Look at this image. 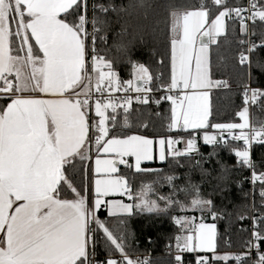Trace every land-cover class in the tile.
<instances>
[{
	"label": "snow or ice",
	"instance_id": "obj_1",
	"mask_svg": "<svg viewBox=\"0 0 264 264\" xmlns=\"http://www.w3.org/2000/svg\"><path fill=\"white\" fill-rule=\"evenodd\" d=\"M212 4L215 13L204 3L170 13V31L174 34L170 42L171 75L170 83L161 86L169 93L166 99L171 104L166 127L177 133L183 131L188 138L161 137L155 141L154 153L152 139L116 131L117 126L130 127L128 108L132 101L117 103L112 96L129 89L152 92L154 77L150 69L133 63L135 76L142 83L130 80L123 87L113 63L97 50V41H107L112 17L115 15L118 21L121 14L143 8V0L128 5L93 0L91 16L89 0H0V264H155L150 255L133 258L130 240L134 236L127 229L125 217L137 214L171 218L179 229L174 237V254L173 245H168L176 264H183L185 252L211 254L197 255L196 264H264L260 247L264 241V211L255 214L257 184L264 209V162L257 171V164L250 158L252 145L264 144V124H251L249 114V104L264 98V89L251 86L252 55L257 49L264 50V33L259 42L251 39L258 25L264 27V0L233 6L227 0H212ZM227 20L239 23L238 63L247 67L248 81L242 108L236 113L239 122L210 123L209 90L227 87L226 81L211 78L210 45H218V38L226 35ZM125 32L122 29L119 35ZM137 38L145 42L143 34H134L115 45L130 61ZM89 40L91 73H97L94 83L86 67ZM255 66L264 71V63L257 61ZM137 102L148 104L150 99L137 97ZM118 108L124 111L122 123ZM209 127L219 133L205 131L202 137L203 143L213 149L209 155L219 148L229 150L238 166L251 171L254 214H240L241 220L250 219L252 224L251 236L244 244L246 250L241 253L218 254L216 224L203 222L205 211L213 220L223 218L211 195L229 190L228 169H222L207 197L191 180L192 171L198 170L202 178L210 173L203 167L206 161L189 130ZM181 143L184 148L175 147ZM93 145L97 154H110L111 158L97 155L93 167ZM156 158L181 166L186 159V183L177 184L179 177L143 166V162ZM78 164L84 172L81 188L68 175ZM119 165L129 170L128 175H116ZM145 174H154L156 179L137 191L128 176ZM163 183L169 193L156 194L153 185ZM65 186L71 190V198H63ZM150 193L158 198L150 199ZM112 196L126 197L131 203L105 199ZM244 196L247 198L248 193ZM102 206L108 217L117 218V231L96 215ZM196 212L201 213L199 223L195 215H188ZM100 242L104 259H98Z\"/></svg>",
	"mask_w": 264,
	"mask_h": 264
},
{
	"label": "trees",
	"instance_id": "obj_2",
	"mask_svg": "<svg viewBox=\"0 0 264 264\" xmlns=\"http://www.w3.org/2000/svg\"><path fill=\"white\" fill-rule=\"evenodd\" d=\"M92 2L93 0H91V4ZM97 2H103V0H97ZM140 2L141 0H115L116 4L124 5ZM202 3L212 9L213 13L216 12L212 0H143V8H137L130 10L128 13L121 14V18L118 21L115 15L112 17L114 23L107 33V41L106 43L97 41V50L113 63V70L117 73L121 84H125L135 78L133 63H142L150 69L154 79L158 75L160 76V80L157 81L158 83L155 86L167 85L170 83L171 75L170 42L172 32L170 31V13L173 10L184 11L198 8ZM227 4L229 6L241 5L242 2L240 0H227ZM225 27L226 35L218 38V45H210L211 78L213 81L227 82V87L212 88L210 92V123L239 122L236 113L242 108L244 85L248 81L247 67H241L238 63V52L240 50L238 43L240 39L239 26L234 20H227ZM122 29L126 30V32L121 37L119 34L122 32ZM255 31L256 36L251 37V39L259 42L261 34L264 33V27L258 25ZM134 34H143L145 42L140 43L137 38V42L131 50L130 61L123 53L117 50L115 45L120 43L121 40L127 41L131 39ZM161 59L163 60L162 64L159 63ZM251 59L254 65L251 69V86L264 89V71L255 66L257 61L264 63V50L257 49V52L252 55ZM104 70L107 71L106 69ZM0 104H3L2 100H0ZM128 113L130 127H118L116 128L117 132L142 134L152 140L160 139L161 137L165 139L188 138L187 133L183 131L177 133L167 129L166 125L171 115V104L153 102L147 105L133 106L128 110ZM249 114L251 124L257 127L264 124V98L257 101ZM145 124L147 128L143 127ZM205 131L211 133L214 129L209 127L206 130L192 132L197 136L199 133H205ZM229 142L236 143L234 141ZM198 148L206 161L203 167L209 171L210 175L202 178L198 170L192 171L190 175L192 182L200 185L204 196L207 197L212 193L216 177L221 173L223 168H227L229 174V190L224 192L223 195L219 193L211 195V199L215 202L217 209L223 216V218H217L216 220L212 219V223L216 224L217 227L218 254L240 253L245 249L244 244L249 237V219L241 220L239 218L240 214L245 213L248 216L254 214L251 212L253 185L251 186L247 180L250 170L238 166L236 157L229 150L219 148L214 155L210 156L209 154L213 151L211 146L201 144L198 141ZM250 158L257 164V171H260L262 162H264V144H253ZM182 163L183 166L177 163H157L154 161L143 164V166L162 169L166 175L172 174L179 177V180L176 181L177 184H184L186 183V176L189 175V167L186 159L182 160ZM128 171L125 166H119V171L116 175H128ZM68 175L76 187H82L81 181L83 180L84 172L79 167V164ZM128 178L135 186V189L139 191L142 185L151 184L156 179V176L154 174L129 175ZM88 179L89 181L92 179L91 171H89ZM153 187L156 194L166 195L170 191L166 183H163V186L156 184ZM244 193H248L247 198H245ZM156 194L150 193L149 198L157 199L158 196ZM62 196L63 198H71V190L65 186ZM91 196L92 194L90 193V200ZM255 205L257 210L255 214L264 211L260 206L259 184L255 187ZM246 206L248 208L247 212H245ZM179 214L172 213V215ZM188 215L198 217L201 213H188ZM203 215L209 218L210 214L205 211ZM97 216L101 221L107 223L113 231L118 230L117 218L106 216L103 210ZM125 219L127 220L128 231L134 236V239L130 240L133 256L150 255L155 264H176L172 255L168 252V245H173V253H175L174 237L179 229L173 224L169 216L137 214L132 217H125ZM149 239L151 243L148 242ZM197 255L210 256L211 254L189 253L182 257L183 264H196ZM104 256V245L103 242H100L98 244V259H104ZM219 264H223V262H219Z\"/></svg>",
	"mask_w": 264,
	"mask_h": 264
},
{
	"label": "built area",
	"instance_id": "obj_3",
	"mask_svg": "<svg viewBox=\"0 0 264 264\" xmlns=\"http://www.w3.org/2000/svg\"><path fill=\"white\" fill-rule=\"evenodd\" d=\"M241 2H242V4L241 5H246L247 4V0H240ZM89 16H91V0H89ZM237 24H238V26H239V23H238V21H235ZM89 31H91V26L89 25ZM246 39H247V37H246ZM87 67H88V69H89V72L91 73V69H92V56H91V40H89V54H88V63H87ZM92 74V76H94L93 75V73H91ZM94 78V77H93ZM157 78H159V79H154L153 80V82H152V84H151V87H152V89H153V91L152 92H148V93H137L136 91H134L133 89H129L128 91H119V92H114V93H112V96H113V98L117 101V103H120V102H123L124 100H126V99H131V105L129 106V108H128V110L131 108V107H133V106H138V105H147V104H144V103H138L137 102V97H140L141 99H143V98H145L146 96L150 99V102L148 103V104H151V103H153V102H155V101H159V102H161V103H167V104H170L168 101H167V99H166V97H167V95H169V93L167 92V91H162L161 90V86H155V84L156 83H158L157 81H159L160 80V76L158 75L157 76ZM131 81H133L134 82V84H141L142 82L138 79V78H136V76H135V78L134 79H132ZM95 81H94V79H93V83H94ZM123 87H126L127 86V83H125V84H121ZM146 86V85H145ZM171 94H173V95H177V92H173V93H171ZM180 94H182V93H180ZM161 97H163V99H161ZM254 105L253 104H249V112H250V110H251V108L253 107ZM117 111H118V113H119V115H120V122H122V118H123V115H124V111H123V109H117ZM109 114H111V113H109ZM109 127L111 128V121L109 122ZM119 126H117V128H118ZM250 153H251V150H250ZM94 154H96V152H95V146L93 145V150H92V157L94 156ZM121 166H124V165H121ZM250 176H251V171H249V176H248V178H247V180H248V182H249V184L252 186V183H251V180H250ZM125 200H127V198L126 197H123ZM128 201V200H127ZM209 219H210V217H209ZM248 232H249V237H248V239L250 238V236H251V228H252V224H251V220L249 219L248 220ZM260 247H261V250L262 251H264V241H261L260 242ZM246 249H244L243 251H241V252H244ZM240 252V253H241ZM174 254V253H173ZM187 254H189V253H187V252H185V253H183L182 254V257L183 256H185V255H187ZM193 254H195V253H193ZM136 256H140L141 258H143L144 256H141V255H134L133 256V258H135ZM253 257H255V252L253 251ZM250 264H251V261L249 262Z\"/></svg>",
	"mask_w": 264,
	"mask_h": 264
},
{
	"label": "crops",
	"instance_id": "obj_4",
	"mask_svg": "<svg viewBox=\"0 0 264 264\" xmlns=\"http://www.w3.org/2000/svg\"><path fill=\"white\" fill-rule=\"evenodd\" d=\"M173 35H174V34L172 33V37H173ZM96 76H97V73H95V77L93 76V77H94V78H93L94 81H95ZM85 82L87 83V81H85ZM211 90H212V89L209 90V93L211 92ZM2 101H3V100H2ZM189 131H196V130H189ZM172 132H176V131H172ZM208 134H216V135H219L218 131H216V130H214L213 132L208 133ZM203 135H204V133H199L197 136L194 135L195 139L197 140V143H198V141H199L201 144H204V143H203V139H202ZM148 139H149V138H148ZM174 139H175V138H174ZM183 139L186 140V138H183ZM201 139H202V140H201ZM153 141H156V140H153ZM154 143H155V142H154ZM175 147L184 148V147H185V144L181 143V144H179V145H175ZM129 159H130V158H129ZM91 162H92L93 167H94V163H93V161H91ZM146 163H151V162H149V161H145V162H143V164H146ZM157 163H160V161L157 162ZM119 166H121V165H119ZM119 166H118V167H119ZM105 199H106V200H108V199H111V200H121V201H124V202H126V203H131V201H127V200H125L123 197H119V196L106 197ZM101 210H103V211L105 212V215L108 216L107 211L105 210V208H104L103 206L101 207V209L99 210V212H100ZM99 212L96 213V215H98ZM205 222H211V223H212V219H210V220H208V221H205Z\"/></svg>",
	"mask_w": 264,
	"mask_h": 264
},
{
	"label": "rangeland",
	"instance_id": "obj_5",
	"mask_svg": "<svg viewBox=\"0 0 264 264\" xmlns=\"http://www.w3.org/2000/svg\"><path fill=\"white\" fill-rule=\"evenodd\" d=\"M87 69H88V67H87ZM88 71H89V69H88ZM134 71H135V70H134ZM93 75H94V77H95V73H93ZM156 140H158V139H156ZM201 140H202V139H201ZM154 142H155V141H154ZM155 148H156V145H155V143H154V153H155ZM97 155H99V158H101V159H104V158H111V155H110V154L105 155V154H103V153H100V154H97V153H96V154H94V156L92 157V161H93V163H94L95 159L97 158ZM154 161L159 162L158 158L154 159L153 161H149V162H154ZM92 165H93V164H92ZM123 202H124V201H123ZM203 217H205V215H203ZM209 217H210V219H212L211 215H209ZM196 218H197L196 222L199 223L200 220H201V215L198 216V217H196ZM203 222H205V221H203ZM205 223L213 224V223H211V222H205ZM204 254H205V253H204ZM220 254H225V253H220Z\"/></svg>",
	"mask_w": 264,
	"mask_h": 264
},
{
	"label": "water",
	"instance_id": "obj_6",
	"mask_svg": "<svg viewBox=\"0 0 264 264\" xmlns=\"http://www.w3.org/2000/svg\"><path fill=\"white\" fill-rule=\"evenodd\" d=\"M205 39H206V38H205ZM138 84H139V83H138ZM208 219H209L208 217H205L204 221H208Z\"/></svg>",
	"mask_w": 264,
	"mask_h": 264
}]
</instances>
